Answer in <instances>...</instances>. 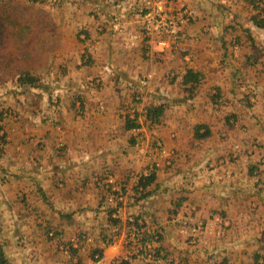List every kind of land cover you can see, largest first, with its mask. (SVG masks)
Here are the masks:
<instances>
[{
    "label": "rangeland",
    "instance_id": "obj_1",
    "mask_svg": "<svg viewBox=\"0 0 264 264\" xmlns=\"http://www.w3.org/2000/svg\"><path fill=\"white\" fill-rule=\"evenodd\" d=\"M169 1L0 0V155L2 148L9 141L5 128L9 127L7 134L16 138L20 137L19 128L28 129L26 119L17 114V108L23 110L25 106H39L42 103H50L53 106H79L85 99V93L79 90L107 93L109 88L115 86V103L123 110L124 124L127 118L138 124L137 127L126 129L129 130V136L125 140L128 142L129 151L124 157L84 160L88 163L83 164L81 168L70 165L71 171L80 173L79 183L86 188V191L81 193L82 197H85V208L78 210L86 211L89 216L81 218L82 222L77 221L75 224L69 222V219H63L59 214L55 218H48L52 221V228L46 230L48 237L58 238L61 234L62 238H68V235L83 233V237L86 236L89 240L85 238L82 241L84 245L79 251L80 264H154L157 259L160 264H264V136L252 143L256 155L247 168L245 164L239 167V170L245 167L249 176L248 179L246 176L239 179V174L236 175V185L233 188L239 189H230V186H233L231 182L217 184L219 187L216 193H221L226 197V201L218 203L216 199L206 203L207 207L189 210V206H186L181 209L173 199L179 196L188 199L190 195L185 193L184 196L185 190L179 191L181 187L175 182L171 184V188L164 185L167 178L161 175L168 171L169 152L152 132L158 120L151 121L146 118V110L150 106L162 105L164 110L165 105L154 101L156 90L153 72L145 71L135 79H125L118 72L117 76L109 78L102 72V68H97L90 62L92 54L107 40H122L127 51L138 45L137 48L142 49L145 57H148L145 52L149 51V40H154L160 47H169L170 51L177 50L175 48L180 45L182 39L177 38L173 43H169V40L172 35H177L184 22L191 21V17L187 12L172 7ZM252 2L257 4L259 1L226 0L225 4H222L225 15L226 12L239 14L237 20L234 18L235 21L230 17L226 18L229 25L235 24L238 28L228 26L232 30L223 33L222 49L226 57L235 60L244 49L252 47L255 54L253 58L258 64L254 68L256 72L264 73L263 68H257L264 67V27H257L250 20L251 15L255 13ZM245 24L252 30L243 28L242 25ZM73 45H80L78 56L82 57L67 65L63 49ZM240 46L244 47L242 51ZM157 51L153 52V57L165 52ZM130 53L134 54L135 51ZM220 54L222 55V52ZM78 70L85 74L84 78L76 76ZM20 77H27L31 81L22 83ZM237 85L240 89H245L250 83L238 77ZM101 98L104 100V95ZM259 121L264 124V113H261ZM31 130L36 131L35 135L40 133L38 125L31 126ZM36 145L40 149L35 150L33 159L39 164L38 171H44L49 167V156L56 152L45 149L41 141ZM238 149L240 150V146L236 147L234 152L239 151ZM234 152H231L232 159ZM68 167L69 165H66L58 170L63 174ZM231 168L237 171V168ZM122 169L128 175L125 181L119 180L117 184L111 174L121 175ZM59 171L54 174L56 188L62 185L66 177ZM156 173L160 175L159 179ZM150 174L154 175V180L144 188L143 193L149 191L148 187L151 188L155 180L161 182L162 187L164 185L161 190L172 192L171 201L174 202L169 208V213H176L171 217L173 222L171 219L165 224L164 234L158 228L153 229L156 226L150 231L144 230L140 233L146 228V223L140 215L127 213L126 230L123 234V220L118 217L121 223L110 226V222L106 220L107 211L114 209L112 216L117 217L120 208L136 205L134 203L143 198L139 197L142 188L140 178ZM3 179L4 176L1 177V180ZM67 180L72 181L73 176H67ZM92 185H96V189H93ZM89 187L91 189H88ZM7 193L5 189L0 190L2 196ZM43 196V192L37 190L30 194L29 200L41 202ZM6 199L10 201L14 197ZM54 210L56 209L52 208V211ZM193 211H196V214ZM46 217L47 215H43L42 219L45 220ZM21 220L23 226H19V231H27L31 237L41 231L45 233L44 225L32 216L23 217ZM18 230L16 228L14 232H19ZM156 232L160 233V239L152 242L157 245L149 247L152 242H139L144 233L148 235ZM103 235H111L112 240L114 238L115 241L111 245L118 247V251L108 250V245L102 242ZM62 238L55 243L39 242L45 249H54L56 244L62 245L63 241H67ZM19 242L23 244L22 241ZM30 242L35 243L36 240L31 239ZM159 245V255L153 256L154 248ZM100 248L103 250L102 256L93 260L91 253ZM56 252L58 263L67 264V258L61 252ZM256 254L260 255L258 262L255 261ZM75 255L77 257V251ZM162 255H166V258H162ZM46 263L48 264V260Z\"/></svg>",
    "mask_w": 264,
    "mask_h": 264
},
{
    "label": "crops",
    "instance_id": "obj_2",
    "mask_svg": "<svg viewBox=\"0 0 264 264\" xmlns=\"http://www.w3.org/2000/svg\"><path fill=\"white\" fill-rule=\"evenodd\" d=\"M225 2L170 0L172 7L187 12L191 17V21L184 22L177 35H172L169 40V43H173L177 38L182 39L175 48L177 50L170 51L169 47H160L154 40H149V51L145 52L148 57H145L142 49L137 48L138 45L127 51L122 40H107L91 56L92 65L102 68V72L109 78L120 73L125 79H135L145 71L153 72L156 90L154 101L165 105L163 115L156 121L152 132L169 152L168 171L161 175L167 178L164 185L171 188L175 182L181 187L179 191L185 190L184 196L185 193L190 195L188 199L182 196L173 199L181 209L186 206H189V210L207 207L206 203L216 199L218 203L226 201V197L216 193L219 187L217 184L231 182L233 186L230 189H239L233 188L236 175L239 174V179L243 176L249 178L245 167L240 170L239 167L245 164L247 168L256 155L252 143L264 136V124L259 121L261 113H264V73L256 72L254 66L258 64L250 46L239 53L235 60L226 57L222 49L223 33L232 30L228 26L238 28V25H229L226 18L235 21L239 14L226 12L225 15L222 7ZM242 26L252 30L247 24ZM240 48L242 51L244 47ZM79 49L80 45L64 47L63 56L67 58V65L80 60L82 55L79 58ZM157 50L165 52L153 57V52L157 53ZM131 51L135 53L131 54ZM257 68L264 69L262 66ZM187 70L198 74V81L185 82ZM76 76L84 78L85 74L78 70ZM238 77L250 85L240 89L237 85ZM81 91L85 93V99L79 106L42 103L39 106H25L23 110L17 108V114L25 118L28 124V129H18L20 137L7 134L9 127L4 129L9 141L0 155V190L8 191L4 196L0 194V254L5 260L3 264H47V260L48 264H59L56 250L67 258V264H80L79 251L84 245L82 241L85 238L89 240L83 237V233L68 235V238H62L60 234L58 238H53L48 237L46 231L52 228V221L48 219L52 216L55 218L59 214L74 224L89 216L86 211L78 210L85 208V197L81 193L86 188L79 183L80 173L71 171L70 165L81 168L88 163L84 160L124 157L129 151L128 142L125 141L129 130L124 128L123 110L115 103V86L109 88L107 93ZM103 95L104 100L101 98ZM33 125L40 127L38 135L31 130ZM198 125H202V128L197 130ZM141 129L145 130L144 127ZM204 130L208 136L199 138L198 135ZM39 141L45 149L56 152L49 156V167L44 171H38L39 164L33 159L35 150L40 149L36 145ZM239 146L240 150L234 152ZM231 152H234V159L231 158ZM73 159L75 162H72ZM66 165H69L67 170L60 173L58 169ZM58 171L66 177L62 185L56 188L54 174ZM157 174L159 179L160 175ZM126 175L122 169L121 175L113 173L111 177L118 184L119 180H126ZM3 176L5 179L1 180ZM67 176H73V180L68 181ZM161 184L155 180L152 187H148V195L137 200L134 203L136 205L119 209L117 217L123 220V234L127 213L140 215L146 223V228L140 233L150 231L153 226H156L153 229L158 228L163 234L166 232L165 224L176 213H169L174 202L171 201L173 193L161 190L164 188ZM92 188L96 189V185H92ZM37 190L44 194L42 201L29 200L30 194ZM13 197L10 201L6 199ZM52 208L56 210L52 211ZM193 212L196 214V211ZM43 215H47V219L43 220ZM29 216L44 225L45 233L41 231L31 237L29 232L18 230L20 225L23 226L21 219ZM16 228L19 232H14ZM61 238L67 241H63L62 245L56 244L54 249H45L39 242L55 243ZM31 239L36 242H30ZM114 241L113 238L110 244H104L108 245V250L118 251V247L111 245ZM155 245L157 243L152 242L149 247ZM154 264H160L158 259Z\"/></svg>",
    "mask_w": 264,
    "mask_h": 264
},
{
    "label": "trees",
    "instance_id": "obj_3",
    "mask_svg": "<svg viewBox=\"0 0 264 264\" xmlns=\"http://www.w3.org/2000/svg\"><path fill=\"white\" fill-rule=\"evenodd\" d=\"M259 2L257 4H255L254 2H252L253 4V9L255 10V13H253L250 17L251 22L256 25L257 27H264V1L263 0H258ZM190 75V76H188ZM186 76H188L186 78ZM21 82H27V81H31V79L29 78H23L20 77ZM185 82L191 81L196 82L198 81V74L196 73H192V71L187 70L185 73V78H184ZM163 111V107L162 105H155V106H150L147 110H146V118L151 120V121H156L158 120V118L161 116ZM1 117V116H0ZM138 124L134 123L133 119H126L125 120V124H124V128L125 129H130V128H134L137 127ZM1 128V125H0ZM202 128V125H198L197 129ZM208 132L205 130V132H202L198 135V137H205L207 136ZM0 139H2V135L0 136ZM154 180V175L150 174V175H146L144 177L140 178V184L142 185V188L140 190V198L141 197H145L148 195L149 191H144L145 193H143L144 188H146V186L150 185V182ZM136 190V189H135ZM179 203H176V206H178ZM114 210V209H113ZM112 209H109L107 211V222H110V226L111 225H117L118 223H121L120 219L118 217H113L112 216ZM136 226L137 223H134ZM157 235V237H156ZM160 239V233L156 234H150L148 233V235H146V233L143 234V236L141 237V239L139 240V242L141 244H144L145 241L147 242H152V241H158ZM102 241L104 242V244H108L112 241V237L110 235H103L102 236ZM155 253L153 256H158L159 252H160V245L156 246L155 248ZM102 252L103 250L100 249H94L93 252L91 253V258L93 260H97L99 257L102 256ZM166 255H162V258H166ZM260 259V255L256 254L255 255V261L258 262ZM264 260V259H263ZM5 263V260L3 259V255L0 254V264Z\"/></svg>",
    "mask_w": 264,
    "mask_h": 264
}]
</instances>
